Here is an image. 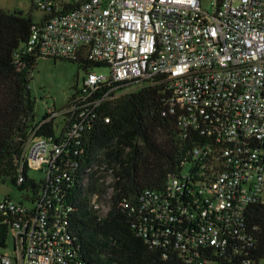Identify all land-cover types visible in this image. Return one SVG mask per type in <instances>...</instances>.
Listing matches in <instances>:
<instances>
[{"label": "built area", "instance_id": "obj_1", "mask_svg": "<svg viewBox=\"0 0 264 264\" xmlns=\"http://www.w3.org/2000/svg\"><path fill=\"white\" fill-rule=\"evenodd\" d=\"M210 4L211 11L202 0H33L44 17L26 52L81 57L110 73L90 70L63 109L48 107L30 129L18 184L26 183L24 163L43 178H31L25 202H0L15 231V253L0 254V264H83L67 228L70 202L86 200L106 217L110 207L92 186L116 181L115 165L88 159L86 140L111 123L105 104L148 86L163 87V116H175L181 139L193 145L163 189L122 198L121 210L138 236L186 264H253L242 258L255 244L248 211L264 203V0ZM76 183L78 196L70 194Z\"/></svg>", "mask_w": 264, "mask_h": 264}, {"label": "trees", "instance_id": "obj_2", "mask_svg": "<svg viewBox=\"0 0 264 264\" xmlns=\"http://www.w3.org/2000/svg\"><path fill=\"white\" fill-rule=\"evenodd\" d=\"M33 25L23 12L7 13L0 7V181L9 179L21 192L35 184L26 163L22 174L26 183L18 184L25 142L36 123L31 75L42 57L25 49ZM69 61L85 73L102 67L81 57ZM164 99L162 86H148L107 103L103 111L111 123L100 122L88 135V159L100 155L115 165L116 181L111 186L105 182L92 186L102 197L113 188L106 217L93 212L86 200L72 197L70 202L74 212L67 228L83 264H186L173 249L153 248L138 236L133 217L119 206L122 198L135 199L147 189H163L189 161L193 144L181 139L175 116H163ZM79 192L76 183L70 194ZM5 218L0 215V248L5 247L13 224L12 218H6L9 223ZM247 222L255 244L242 259L259 264L264 260V203L250 207Z\"/></svg>", "mask_w": 264, "mask_h": 264}, {"label": "rangeland", "instance_id": "obj_3", "mask_svg": "<svg viewBox=\"0 0 264 264\" xmlns=\"http://www.w3.org/2000/svg\"><path fill=\"white\" fill-rule=\"evenodd\" d=\"M203 7L211 11V0H202ZM0 7L7 13L23 12L25 16H30L33 23H40L44 13L33 7V0H0ZM93 71L99 74L109 75L107 67H96ZM86 73L77 64L65 59H38L37 66L32 72L31 89L36 99V122L43 119L48 107L61 110L72 99V90L80 88ZM186 172V171H185ZM29 177L39 183L43 178L42 172L30 171ZM109 195L102 197V203L109 206ZM32 192H21L17 186L12 184L9 179L0 181V202L11 199L14 202H25L26 195L32 196ZM264 197V195H263ZM5 247L0 248V254L13 255L15 253V231L10 230L5 242ZM259 264H264L262 260Z\"/></svg>", "mask_w": 264, "mask_h": 264}, {"label": "water", "instance_id": "obj_4", "mask_svg": "<svg viewBox=\"0 0 264 264\" xmlns=\"http://www.w3.org/2000/svg\"><path fill=\"white\" fill-rule=\"evenodd\" d=\"M75 91H76L75 89H74V90H72V93L74 94V93H75Z\"/></svg>", "mask_w": 264, "mask_h": 264}]
</instances>
